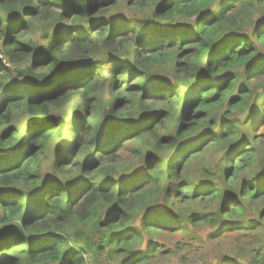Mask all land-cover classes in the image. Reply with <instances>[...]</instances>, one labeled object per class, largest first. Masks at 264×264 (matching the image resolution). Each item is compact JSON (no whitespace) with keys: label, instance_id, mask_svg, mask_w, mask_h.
<instances>
[{"label":"trees","instance_id":"obj_1","mask_svg":"<svg viewBox=\"0 0 264 264\" xmlns=\"http://www.w3.org/2000/svg\"><path fill=\"white\" fill-rule=\"evenodd\" d=\"M0 55V264H264V0H0Z\"/></svg>","mask_w":264,"mask_h":264},{"label":"rangeland","instance_id":"obj_2","mask_svg":"<svg viewBox=\"0 0 264 264\" xmlns=\"http://www.w3.org/2000/svg\"><path fill=\"white\" fill-rule=\"evenodd\" d=\"M122 12V17L128 18L130 15L125 8V5H120L119 10ZM114 15V12L112 13ZM111 15V16H112ZM53 29V28H52ZM51 29V32H52ZM32 32V33H31ZM30 33V37L34 38L36 42H41V39L38 35L41 34V29H33ZM169 70V62L163 65L158 71H160L164 76H167ZM165 79H169L165 77ZM53 157V154L51 155ZM207 230L201 229L200 235L204 238L206 236ZM169 247H174V240H171L167 244ZM234 241L227 240L226 242L223 240H206L202 241H191L186 243L181 247V249L177 250V254L173 256H160L157 260L152 264H215L217 260V256L221 252H226L228 250H233ZM88 263L95 264V261L91 258H87ZM101 261L97 262L101 264Z\"/></svg>","mask_w":264,"mask_h":264},{"label":"built area","instance_id":"obj_3","mask_svg":"<svg viewBox=\"0 0 264 264\" xmlns=\"http://www.w3.org/2000/svg\"><path fill=\"white\" fill-rule=\"evenodd\" d=\"M0 63H4L2 56L0 55Z\"/></svg>","mask_w":264,"mask_h":264}]
</instances>
